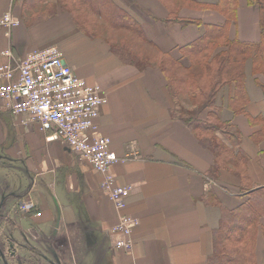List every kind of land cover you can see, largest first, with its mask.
Instances as JSON below:
<instances>
[{
    "label": "crops",
    "instance_id": "obj_1",
    "mask_svg": "<svg viewBox=\"0 0 264 264\" xmlns=\"http://www.w3.org/2000/svg\"><path fill=\"white\" fill-rule=\"evenodd\" d=\"M75 1L0 0V16L20 20L12 28L0 26V63L7 48L14 61L55 46L76 75L99 85L107 100L98 133L110 138L119 158L110 173L131 189L116 209L103 175L88 160L61 139L47 140L48 132L28 115H13L0 104V256L14 264H46L52 260L41 254L48 246L57 264H87L90 254L94 264H207L224 212L264 190V70L253 69L246 58L244 105L233 100L236 81L222 84L200 107L183 100L192 120L210 122L213 114L223 131L238 137L246 160L240 168L220 167L190 122L173 116L167 71L155 62L129 63L112 47L116 34L93 32L128 29L111 27L86 4L75 7L102 18L110 30L78 21L69 8ZM109 1L133 18L143 43L185 72L199 59L196 54L189 60L187 49L208 26L224 29L202 52L209 60L228 51L225 42L264 44L259 8L248 0H234L231 19L215 8L219 0ZM217 135L227 141L219 130ZM25 201L31 203L27 211L19 208ZM125 215L137 219L130 248L116 246L125 236L112 230ZM253 239V264H264V213Z\"/></svg>",
    "mask_w": 264,
    "mask_h": 264
},
{
    "label": "trees",
    "instance_id": "obj_2",
    "mask_svg": "<svg viewBox=\"0 0 264 264\" xmlns=\"http://www.w3.org/2000/svg\"><path fill=\"white\" fill-rule=\"evenodd\" d=\"M248 1L252 4H257L259 8V24L263 32L264 0ZM83 4H86L102 16L111 27L127 28L135 37L144 40L142 31L133 18L125 10L114 6L109 0H76L74 2V6ZM214 4L219 12L231 19L235 11L234 0H219ZM86 22L89 21L86 20ZM186 22L188 21H182V23ZM93 32L106 33L101 29H95ZM223 34L224 29L222 26H208L204 34L198 39V42L191 48L189 47L186 52L187 55L185 54L189 60L191 56L198 54V61L193 65L192 69L189 67L185 76L176 77L173 74H168V88L174 104L173 116H182L184 120L190 122L201 141L214 152L216 164L220 167L222 165V167L231 169L235 166L232 167L230 165L242 163L247 157L238 147V137L233 136V134L227 131H223V124L218 122L213 114H210V118L213 119L210 122H207V120H192V110L185 108L184 101L178 99V96H180L179 89L173 86L174 81L180 85L184 84V89L181 91L184 93L183 97L192 101H198V106L200 107L211 101L222 84L236 81L238 83V92L233 100H240L241 105H244L246 93L240 83L242 67L245 65L246 58H249L252 61L253 69L264 70V44L263 42L256 44H244L234 41L225 42L224 45L229 46L228 51L218 56L215 55L209 60V54L202 52L207 49L209 43L221 39ZM123 41L124 38L120 37L114 42L112 47L117 48V51L129 63L139 64L140 62L135 57L129 55L127 47L122 45ZM121 46H124L125 49ZM172 63L174 62L172 61ZM160 67L162 71L168 70L167 66L163 63H161ZM195 67L200 70L195 69ZM185 92L187 93L185 94ZM218 130L226 137V142L217 135ZM263 213L264 190L250 192L247 201L243 205L235 210L225 211L218 228L214 232L213 248L208 256L207 264H253V236L255 226Z\"/></svg>",
    "mask_w": 264,
    "mask_h": 264
},
{
    "label": "built area",
    "instance_id": "obj_3",
    "mask_svg": "<svg viewBox=\"0 0 264 264\" xmlns=\"http://www.w3.org/2000/svg\"><path fill=\"white\" fill-rule=\"evenodd\" d=\"M19 23L11 13L0 16V26L12 28ZM1 55L7 60L0 63V104L13 115H28L48 132L47 140L61 139L79 158L88 160L104 175L102 186L120 210L131 186L116 184L110 173V166L119 158L109 147L110 138L98 133L100 106L107 100L100 86L76 75L55 46L32 50L20 60H12L9 48ZM30 206L29 201L20 204L22 210ZM136 224L132 216L120 217L112 230L125 238L117 240L116 246H132Z\"/></svg>",
    "mask_w": 264,
    "mask_h": 264
},
{
    "label": "rangeland",
    "instance_id": "obj_4",
    "mask_svg": "<svg viewBox=\"0 0 264 264\" xmlns=\"http://www.w3.org/2000/svg\"><path fill=\"white\" fill-rule=\"evenodd\" d=\"M69 8L73 12V14H76L74 16L76 17V19L78 21L82 22L83 20H85V21L88 20V21L93 22V23L96 22L97 25L103 27L104 29L106 28V29L110 30V28L106 25V23H104L102 18H97L98 16L88 12L85 9L72 6V4L69 5ZM104 32H106L108 34H113V35L116 34L115 36L118 37V39L120 37H123L124 41L122 42V45L127 47V49H128L127 51L129 52V55L131 57H135L136 60L138 62L142 63L143 65H148L149 63L155 62L160 66L161 63H163L168 68V70H167L168 74H173L176 77L185 76L187 74V72L182 70V68L179 67L178 65H176L175 63H172L169 60L163 59L162 57L157 55L150 46L143 43L140 39L135 37L128 30H117V31H115V33L110 32L108 30L104 31ZM124 46H121V47L124 48ZM120 49L124 52V50L122 48H120ZM195 69L200 70L197 67H195ZM173 86L177 87L179 89L178 91H179L180 96L177 95L178 99L187 100L188 102H191V101H189V99H186L185 97H183L184 93L181 92L182 89H184V84L180 85L174 81ZM191 103L196 105V104H198V101H192ZM230 166H232V167L235 166L237 168H240L241 162L237 163L236 165H230ZM103 179H104V175H103ZM41 250H42V248L38 249L36 251L37 255H38V253L40 255ZM42 252H43V254H41L42 256H48L52 260V262H46V264H57L58 256L51 250L50 247H48V246L43 247ZM10 258L11 257H9V256H5L4 258L2 256H0V264H14V262L12 261L13 259H10ZM93 258H94V256L90 254L87 264H94Z\"/></svg>",
    "mask_w": 264,
    "mask_h": 264
},
{
    "label": "bare ground",
    "instance_id": "obj_5",
    "mask_svg": "<svg viewBox=\"0 0 264 264\" xmlns=\"http://www.w3.org/2000/svg\"><path fill=\"white\" fill-rule=\"evenodd\" d=\"M133 232V231H132Z\"/></svg>",
    "mask_w": 264,
    "mask_h": 264
}]
</instances>
